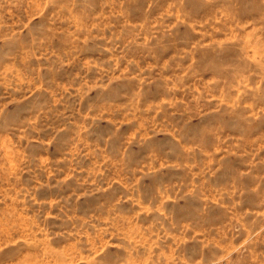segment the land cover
I'll use <instances>...</instances> for the list:
<instances>
[{
  "label": "rangeland",
  "instance_id": "obj_1",
  "mask_svg": "<svg viewBox=\"0 0 264 264\" xmlns=\"http://www.w3.org/2000/svg\"><path fill=\"white\" fill-rule=\"evenodd\" d=\"M0 264H264V0H0Z\"/></svg>",
  "mask_w": 264,
  "mask_h": 264
}]
</instances>
